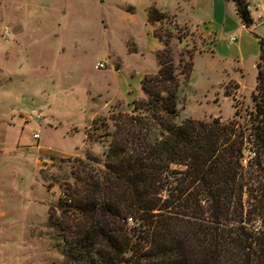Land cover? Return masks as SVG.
<instances>
[{"label":"rangeland","instance_id":"rangeland-1","mask_svg":"<svg viewBox=\"0 0 264 264\" xmlns=\"http://www.w3.org/2000/svg\"><path fill=\"white\" fill-rule=\"evenodd\" d=\"M245 1L251 18L264 5ZM235 11L233 0H0V264H67L62 228L79 215L65 198L101 182L112 140L138 129L160 52L179 85L177 123L249 125L264 19L246 27ZM254 157L247 145L246 168Z\"/></svg>","mask_w":264,"mask_h":264},{"label":"trees","instance_id":"trees-1","mask_svg":"<svg viewBox=\"0 0 264 264\" xmlns=\"http://www.w3.org/2000/svg\"><path fill=\"white\" fill-rule=\"evenodd\" d=\"M233 1L250 27L248 3ZM165 15L149 10L153 22ZM168 55L141 81L149 98L134 108L138 129L112 140L101 182L65 198L79 215L62 228L67 264H264V42L253 111L240 129L218 118L175 121L179 85Z\"/></svg>","mask_w":264,"mask_h":264},{"label":"crops","instance_id":"crops-1","mask_svg":"<svg viewBox=\"0 0 264 264\" xmlns=\"http://www.w3.org/2000/svg\"><path fill=\"white\" fill-rule=\"evenodd\" d=\"M236 12V11H235ZM264 42V41H263ZM3 146L4 145H0V153H2V152H4L3 151ZM21 147H22V144H21V142L20 141H18V142H16L15 144H13V145H11L10 146V153L11 152H14L15 150L16 151H18V149L20 150L21 149ZM4 173H6L5 171H4V168H0V178H2V176L4 175ZM0 208L2 209V205L0 204ZM12 210H15V209H12ZM5 215H6V213H3V211L2 210H0V217L1 218H3V217H5ZM0 218V219H1ZM5 225V223L4 222H2L1 220H0V236L2 235V227ZM6 233V232H5Z\"/></svg>","mask_w":264,"mask_h":264},{"label":"built area","instance_id":"built-area-1","mask_svg":"<svg viewBox=\"0 0 264 264\" xmlns=\"http://www.w3.org/2000/svg\"><path fill=\"white\" fill-rule=\"evenodd\" d=\"M254 12L255 13L252 17L254 21L259 22V21H262L264 19V5L263 4H260V3L256 4L254 6ZM103 67H104L103 63L97 64V68H103ZM34 136H35V138L39 137L38 134H35Z\"/></svg>","mask_w":264,"mask_h":264}]
</instances>
